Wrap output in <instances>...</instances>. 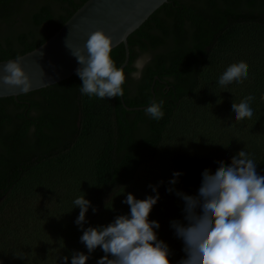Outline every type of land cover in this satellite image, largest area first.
Listing matches in <instances>:
<instances>
[{
    "label": "trees",
    "instance_id": "16d2710c",
    "mask_svg": "<svg viewBox=\"0 0 264 264\" xmlns=\"http://www.w3.org/2000/svg\"><path fill=\"white\" fill-rule=\"evenodd\" d=\"M86 1L0 0V62L40 46ZM127 47L129 60L124 67L123 103L128 108H138L147 106L153 98L163 100L165 116L159 121L149 118L145 109L126 110L120 97L99 99L82 95L79 90L82 81L76 74L17 98L0 99V261L3 264H38L36 259L20 255L14 234L15 228L40 215L29 208V203L33 196L44 195L43 191L60 193L61 188H67L75 192L67 197L63 195L65 202L55 203L48 215L53 224L47 231L53 233L54 243L66 244L63 253L57 256L59 260L72 250L87 251L79 240L82 233L74 223L79 209L72 210L73 199L85 193L99 208L96 214L89 210L88 218L93 226L107 224L116 215L127 213L129 207L122 203L124 188L135 196L140 191L137 196L140 199L151 193L139 184L140 172L158 162L164 147L184 155L185 165L173 166L184 173L176 187L190 188L189 194L195 192L205 168L227 164L239 150L237 139L232 136L223 157L207 146L203 132H194L203 131V126H220L224 120L234 125L227 110L247 94L255 97L251 107L258 113L255 124L259 143L250 153L259 163L258 171L264 174V0H169L128 36ZM229 50H235L237 55L246 53L241 61L254 68L253 73L248 72V78L249 74L255 78L254 85L246 88L247 84L241 83L232 92L215 83L209 92L207 70L216 62L218 52L223 55ZM144 52L151 54L152 61L145 68L143 78L136 81L128 73L134 70L136 57ZM111 56L120 67L125 57L123 44L112 49ZM220 65V71L214 69L213 82L225 70L224 60ZM219 98L222 103L217 104ZM206 152L210 156H203ZM78 153L84 156L85 164L77 162L75 167L87 173L88 183L79 179L77 171L76 176L67 179L70 186L62 185L65 179L56 176H47L45 181L38 178L33 181L30 177L39 166L71 165ZM170 171L167 168L157 173V182L163 180L166 186ZM141 179L145 184L146 179ZM165 186L159 189L161 198L166 195ZM161 198L149 218L160 222L159 237L168 243L165 236L168 224L176 217V209L182 202L177 199L179 204L169 207V213ZM15 209H20L19 216L23 212L24 218H15ZM102 255L98 248L87 264H95ZM182 255L174 253L170 259L174 263Z\"/></svg>",
    "mask_w": 264,
    "mask_h": 264
},
{
    "label": "clouds",
    "instance_id": "9594fccd",
    "mask_svg": "<svg viewBox=\"0 0 264 264\" xmlns=\"http://www.w3.org/2000/svg\"><path fill=\"white\" fill-rule=\"evenodd\" d=\"M112 47L111 37L101 29L89 34L84 49L71 50L79 65L75 74L82 81V95L99 99L124 96L125 70L113 60ZM20 58L6 63L3 81L20 86L21 92L28 94L32 84L18 62ZM151 61L150 53L139 54L128 76L140 81ZM247 78V65L240 61L221 72L216 85L223 89ZM254 101L253 95H247L231 104L227 110L231 120L251 119ZM220 103L222 98L217 99ZM145 114L156 121L163 119L164 101L152 100ZM258 165L252 154L242 148L231 155L227 164L205 168L198 188L191 194L176 187L184 175L182 171H174L166 186L163 180L149 184L151 193L143 199L124 188L122 203L129 211L116 215L107 224L93 226L88 213L91 209L96 214L99 208L85 193L77 196L72 201V210L79 209L74 223L87 251L72 250L60 264H87L98 248L104 255L95 264H173V250L159 237L160 222L149 218L161 198V186L182 202L181 217L169 223L183 253L175 264H264V174L258 171Z\"/></svg>",
    "mask_w": 264,
    "mask_h": 264
},
{
    "label": "rangeland",
    "instance_id": "374dc122",
    "mask_svg": "<svg viewBox=\"0 0 264 264\" xmlns=\"http://www.w3.org/2000/svg\"><path fill=\"white\" fill-rule=\"evenodd\" d=\"M237 43L242 45L241 41H238ZM235 45L236 44H232L231 46H235ZM237 49L238 48L235 47V50ZM235 50L226 51L223 53V55H221L219 52L217 53L216 60H215L216 62L213 63L210 68H208L207 74H206V79L210 81V82L206 81L207 82L206 85L209 89V92H211L210 90L213 89L214 87L213 84L216 83V82H213V79L215 77L214 69H216V71L218 70L220 71V67H221L220 62L222 60H224V65H226L225 67L226 69L229 65L236 62L237 57L239 58L238 59L239 61L237 62H240L241 58L243 57L246 58V53L245 54L240 53L237 55ZM217 58H222V59H217ZM245 64L247 65V73L250 71L251 72L254 71V68L250 64H247V63ZM208 76L209 78H207ZM254 82H255V78H253V76L252 75L250 76L249 74V78H247L246 80L242 82H238V83L234 82L232 84H229L227 88H224V89L234 92L236 89H238V88H235L237 85L243 83V84H247L246 88H251L254 85ZM209 101L211 104H214L211 99ZM252 109H253V116H252L253 121L251 120L250 123H246L244 121H239V122L234 121V125H231L230 123H228V121L224 120L223 123H220V126L218 125L217 126H210V125L203 126L202 127L203 131L198 130V131H195L194 134H201L203 132V137L207 143V146H210L211 148H213L214 152L219 153V155H223V157H226L227 152H228L227 148L229 145H231L228 142H232L233 137L237 139L236 144H238V150H241L243 148L244 150L250 153L251 152L250 150H254V147H256L257 144L259 143V137H256L257 132H256V124H255L258 113L253 106H252ZM211 125L213 124L211 123ZM229 136L231 137L230 141H229L230 139ZM92 141L93 140H91L90 142ZM89 145L90 143L87 144L86 147H89ZM162 150L163 151H161L158 162L156 161L150 168H146L140 172L139 184L141 183L142 188L150 189L148 187L149 184H152L153 182H154L153 184H156L157 183V173L159 174L162 171L165 172L167 168H169L171 170L169 176H172V173L177 170L176 167H173L174 165H179V166L185 165L183 164V163H186V162H183V156H184L183 153H180V152L176 153L175 151L172 150V148H169L167 146L164 147ZM80 154L81 153H78L77 157L73 159V164L71 165L66 164V165L59 166L57 164H50L47 166H41V167L39 166L35 170V172L31 174L30 177L33 178V181H35L36 178L41 179V181H45L47 180L46 178L47 176H52V177L56 176L60 180L65 179V183L61 182L62 185H66L67 183L68 186H70V183L68 182L67 179H69V177L71 176H74V175L76 176V171H77L79 172L77 173L80 176L79 179H81V181L86 184L90 181V177L87 175V173L82 168L77 169L75 167V164L78 165L77 162H82L85 164V162L82 160L84 156L80 157ZM210 154H211L210 152H206L203 154V156L207 157V156H210ZM141 178L146 179L145 184L147 182L149 184L145 185L143 183L144 180ZM73 189H75L76 191V186L73 185ZM61 190L62 192L60 193L55 192V191L54 192L43 191L44 195L33 196V199L29 203V208L35 209L38 213H40V215L29 218L28 221L30 222H28L25 226H21V228L20 227L15 228L14 237H15V240H17L16 249L18 250L20 255H26V256L36 259L35 261H37L38 264H60V260L57 256L60 253H63L65 246H66L64 241H61V243L58 244L57 246L58 242L54 243L55 239L52 236L53 233L47 231V227H49L50 224H53L51 223V220L53 219H50V218L48 219V215L51 213L52 210H54L53 205L57 202L64 201L63 195L67 197L75 193V192L72 193L73 191L67 188H61ZM188 190H190V188ZM188 190L187 188H184L183 191L188 192ZM140 193L141 192L138 191L136 197ZM143 193L144 191H142V194ZM163 196H166V198H163ZM137 198H140V197H137ZM177 199L178 198L174 194H168L167 192H166V195H162L161 200L164 203L163 206L167 207L165 210L168 211L169 207L175 206L174 203H177L176 201ZM178 202L180 203L181 201L179 200ZM178 206L179 208L176 209L175 215L176 217L180 218L182 204H179ZM20 211H21L20 209L19 211H17V209L14 210L15 212L14 216L15 218L19 217L18 220L24 218L23 212H22V215L19 216ZM168 212L170 213V211ZM161 213L163 214V212ZM45 216L47 218L44 220ZM176 217H173V218H176ZM163 223L167 224L164 221ZM166 232L168 234V235H165L169 240L168 244L170 245L171 249L173 248L174 253L177 256H180L181 242L174 237L173 232L169 227V224H168V229ZM173 264H175V262Z\"/></svg>",
    "mask_w": 264,
    "mask_h": 264
},
{
    "label": "water",
    "instance_id": "95a60500",
    "mask_svg": "<svg viewBox=\"0 0 264 264\" xmlns=\"http://www.w3.org/2000/svg\"><path fill=\"white\" fill-rule=\"evenodd\" d=\"M168 1L87 0L44 43L19 56L21 58L18 62L32 84L30 92L53 86L74 75L79 65L72 51L84 49L89 34L96 30L102 29L111 37L112 49L123 44L125 57L120 67L124 68L129 60L128 36ZM17 58L0 62V99L23 95L20 86L9 85L3 81V76L7 74L4 71L6 63ZM120 101L128 111L142 110L149 105L128 108L124 105L122 97Z\"/></svg>",
    "mask_w": 264,
    "mask_h": 264
}]
</instances>
